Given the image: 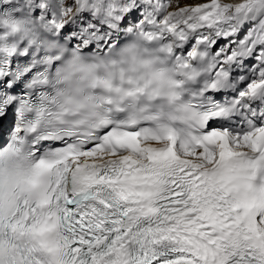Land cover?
<instances>
[{
    "label": "snow or ice",
    "instance_id": "obj_1",
    "mask_svg": "<svg viewBox=\"0 0 264 264\" xmlns=\"http://www.w3.org/2000/svg\"><path fill=\"white\" fill-rule=\"evenodd\" d=\"M131 34L204 82L188 96L193 143L119 118L53 126L45 101L69 50L107 55ZM226 88L230 106L216 95ZM258 90L264 0H0V149L30 139L38 158L19 190L0 188V249L39 264L55 229L57 264H264V205L230 195L249 152L264 161Z\"/></svg>",
    "mask_w": 264,
    "mask_h": 264
},
{
    "label": "clouds",
    "instance_id": "obj_2",
    "mask_svg": "<svg viewBox=\"0 0 264 264\" xmlns=\"http://www.w3.org/2000/svg\"><path fill=\"white\" fill-rule=\"evenodd\" d=\"M59 67L45 101L46 108L55 114L53 126L91 131L119 118L129 126L146 122L160 126L176 135L178 143H193L197 117L187 103L200 80H192L190 69L179 68L135 34L107 55H73L69 50ZM202 67L208 71L207 64ZM248 159L234 174L230 195L236 200L264 205V161L255 160L250 152ZM37 164L30 139L22 145L0 149V188L6 195L19 190L34 178ZM40 179L47 183L49 176L43 173ZM56 239V230H50L48 240L53 250L37 249L39 264H57ZM0 264H22L20 254L4 244Z\"/></svg>",
    "mask_w": 264,
    "mask_h": 264
},
{
    "label": "bare ground",
    "instance_id": "obj_3",
    "mask_svg": "<svg viewBox=\"0 0 264 264\" xmlns=\"http://www.w3.org/2000/svg\"><path fill=\"white\" fill-rule=\"evenodd\" d=\"M187 2H192V0H187Z\"/></svg>",
    "mask_w": 264,
    "mask_h": 264
},
{
    "label": "rangeland",
    "instance_id": "obj_4",
    "mask_svg": "<svg viewBox=\"0 0 264 264\" xmlns=\"http://www.w3.org/2000/svg\"><path fill=\"white\" fill-rule=\"evenodd\" d=\"M184 2H187V0H184Z\"/></svg>",
    "mask_w": 264,
    "mask_h": 264
}]
</instances>
